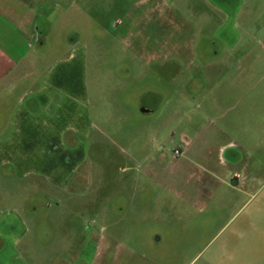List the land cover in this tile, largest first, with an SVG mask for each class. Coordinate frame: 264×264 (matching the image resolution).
I'll return each mask as SVG.
<instances>
[{
	"label": "rangeland",
	"instance_id": "rangeland-1",
	"mask_svg": "<svg viewBox=\"0 0 264 264\" xmlns=\"http://www.w3.org/2000/svg\"><path fill=\"white\" fill-rule=\"evenodd\" d=\"M49 1L41 68L86 80L88 125L43 149L62 186L0 154V219L34 240L17 250L47 264L87 228L90 264H264V0Z\"/></svg>",
	"mask_w": 264,
	"mask_h": 264
},
{
	"label": "crops",
	"instance_id": "crops-1",
	"mask_svg": "<svg viewBox=\"0 0 264 264\" xmlns=\"http://www.w3.org/2000/svg\"><path fill=\"white\" fill-rule=\"evenodd\" d=\"M55 4L49 0H43L42 5L39 0H0V108L3 104L6 108L7 102L14 100L8 124L0 131V154L6 160H16V164L36 166L33 170L44 174L53 185L62 186L65 163L49 156V152L45 158L43 149L58 148L56 144L64 147L66 131L77 135L86 132L88 120L83 118L80 107L82 104L86 107L88 101L86 80H71L73 66L70 63L61 62L57 71L54 67L57 65L48 62L41 68L44 62L39 52L41 49L47 52L46 39L52 28L48 16L38 15L39 7L47 12L49 6ZM77 43L75 38L70 40L71 47H76ZM154 98V103L149 100L141 103L142 113L158 108L161 96L155 93ZM44 224L32 223L30 227L38 229L41 241L53 245L56 240L49 232L42 231ZM14 225L0 219V264H46L47 252L43 254L47 259L40 260V256L31 253L32 249L26 253L17 250L16 245L21 240L26 243L34 240H23V232L10 240L8 235L12 232L8 230ZM86 230L81 232L73 253L65 249L68 239L62 235L55 252L51 248V262L47 264H90L96 260L102 251V237L92 239ZM89 244L95 251L91 259L87 254Z\"/></svg>",
	"mask_w": 264,
	"mask_h": 264
}]
</instances>
